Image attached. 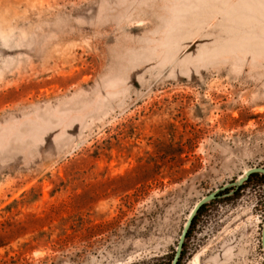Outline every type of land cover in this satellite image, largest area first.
I'll list each match as a JSON object with an SVG mask.
<instances>
[{"label": "rangeland", "instance_id": "rangeland-1", "mask_svg": "<svg viewBox=\"0 0 264 264\" xmlns=\"http://www.w3.org/2000/svg\"><path fill=\"white\" fill-rule=\"evenodd\" d=\"M253 166L264 0H0V264H164ZM225 189L181 264H264V185Z\"/></svg>", "mask_w": 264, "mask_h": 264}, {"label": "water", "instance_id": "water-1", "mask_svg": "<svg viewBox=\"0 0 264 264\" xmlns=\"http://www.w3.org/2000/svg\"><path fill=\"white\" fill-rule=\"evenodd\" d=\"M253 173H260V174H264V167L262 166H253L250 167L248 169H246L239 177H237L234 181L222 186L221 188L214 190L206 195H204L202 198H200L193 206V208L191 209L190 213L188 214V217L185 221V224L183 226L182 232L180 234V238L178 240V244L177 247L175 249L173 258L170 262V264H178V261L180 259L181 253H182V249H183V244L184 241L186 239V235L187 232L191 226L192 220L194 218V216L197 214L198 210L200 209L201 206H203L205 203L215 199L218 195V193L225 189L226 187H231L232 190L231 191H235L236 189H238L245 181H247V179L249 178V176ZM261 246L263 249V253H264V221H263V225H262V232H261Z\"/></svg>", "mask_w": 264, "mask_h": 264}, {"label": "trees", "instance_id": "trees-1", "mask_svg": "<svg viewBox=\"0 0 264 264\" xmlns=\"http://www.w3.org/2000/svg\"><path fill=\"white\" fill-rule=\"evenodd\" d=\"M251 184H262L264 185V174H260V173H253L249 176V178L247 179V181H245L238 189L239 190H242L244 188H246L248 185H251ZM232 188H227L225 189V191H231ZM220 196V193L217 195L216 198H218ZM232 197V196H231ZM229 197V198H231ZM216 198L205 203L203 206L200 207V209L198 210L197 214L194 216L193 220H192V223H191V226L187 232V235H186V240L190 239L191 236H192V233H193V229L195 227V224L197 222V219L204 213V211L206 210V207H208L210 204H212L213 202L216 201ZM227 198V199H229ZM186 250H187V244L186 242H184L183 244V249H182V253H181V256H180V259L178 261V264H181V261L182 259L184 258L185 254H186ZM173 255H174V251L173 253L171 254L170 258L167 259V262H165L164 264H170L172 258H173Z\"/></svg>", "mask_w": 264, "mask_h": 264}]
</instances>
